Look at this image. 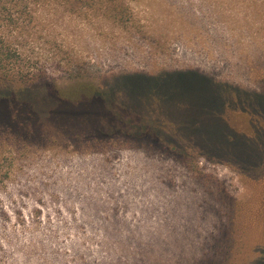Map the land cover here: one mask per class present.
I'll list each match as a JSON object with an SVG mask.
<instances>
[{
    "label": "rangeland",
    "instance_id": "obj_1",
    "mask_svg": "<svg viewBox=\"0 0 264 264\" xmlns=\"http://www.w3.org/2000/svg\"><path fill=\"white\" fill-rule=\"evenodd\" d=\"M93 1L37 40L59 61L31 90L39 132L0 130V264H264V109L245 99L264 97V0H123L118 17ZM176 73L230 85L198 115L221 141L185 130L191 101L134 102L123 83ZM77 84L119 87L108 122L55 113L47 93Z\"/></svg>",
    "mask_w": 264,
    "mask_h": 264
},
{
    "label": "trees",
    "instance_id": "obj_2",
    "mask_svg": "<svg viewBox=\"0 0 264 264\" xmlns=\"http://www.w3.org/2000/svg\"><path fill=\"white\" fill-rule=\"evenodd\" d=\"M92 2L94 3L93 0ZM92 2L91 0H0L1 131L25 127L29 135L34 131L39 132L40 128H37V124L41 120L39 115L42 106L32 102L31 90L44 85L43 71L46 70L47 60L56 64H59V61L57 56L46 59V51L39 47L37 40L43 34V29L46 27L45 22L55 21L58 7L64 6V9L74 12L78 7L89 6ZM98 2L113 8V11L117 12L114 17L123 14L127 7L123 0H99ZM48 8L53 10L51 15L53 18L44 17L43 13ZM38 64L40 67L36 69L35 66ZM40 71L42 74L38 73ZM157 80L133 75L125 77L123 83L129 89L134 102L145 104L146 101L156 100L161 104H176L181 100L191 101L196 106L197 115L189 121H183L185 130L189 134L199 130L191 135L203 138V134H205L210 141H221L224 138V129L219 122L203 121L204 123L200 125L198 115L216 114V111L222 108L220 106H223L225 100L230 97V94L228 95L230 85L225 82L217 83L196 73H176L165 75L159 79V81H165L166 84L173 83L172 87L160 85L159 88L153 89ZM177 81L188 83V87L178 90ZM118 90V86L114 91L108 89L105 92L93 85L77 84L73 85L66 93L54 89L47 94L56 104L58 103L55 113L65 108V114L72 120H82L83 122L92 120L105 123L111 117L105 109V102L110 103ZM245 99L248 103L264 109V97L261 94H253ZM113 118L115 122L120 120L115 116ZM226 140L234 141L232 137Z\"/></svg>",
    "mask_w": 264,
    "mask_h": 264
}]
</instances>
